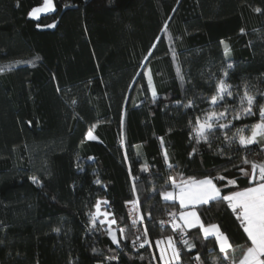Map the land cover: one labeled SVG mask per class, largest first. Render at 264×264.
Wrapping results in <instances>:
<instances>
[{"label": "trees", "instance_id": "16d2710c", "mask_svg": "<svg viewBox=\"0 0 264 264\" xmlns=\"http://www.w3.org/2000/svg\"><path fill=\"white\" fill-rule=\"evenodd\" d=\"M53 1L35 19L43 0H0V264H162L157 242L169 236L181 264H197V254L229 264L199 227L185 229L189 250L160 223L179 209L162 193L172 178L226 177L214 179L221 195L255 184L240 169L251 172L245 157L264 162V140L243 147L232 137L249 134L264 106V0ZM225 71L234 95L213 105ZM245 85L255 114L234 120ZM225 108L214 123L232 127L211 134V147L198 143L196 118ZM98 201H107L120 246L92 226ZM132 202L144 225L130 220ZM197 210L239 259L250 241L227 201Z\"/></svg>", "mask_w": 264, "mask_h": 264}, {"label": "snow or ice", "instance_id": "6c2138e0", "mask_svg": "<svg viewBox=\"0 0 264 264\" xmlns=\"http://www.w3.org/2000/svg\"><path fill=\"white\" fill-rule=\"evenodd\" d=\"M55 10L53 0H43L42 6L34 8L30 15L39 18L40 13H47ZM257 11H260L257 9ZM49 27H55V25H49ZM166 27V26H165ZM226 51H228L226 46ZM233 65L228 64L227 68L231 69ZM3 71V69H0ZM177 73L180 74L179 67ZM225 79H219L215 84V94L211 97V104L216 105L220 102H226V97H233L232 84L226 81L228 72H224ZM181 79L183 76L181 75ZM149 82L151 83V76L149 75ZM156 92L153 87V102H155ZM241 110L233 115L234 120H240L246 116H252L253 106L256 104V96L248 90L245 85L243 95L240 96ZM186 108H193L194 103L189 101L184 105ZM227 116V108L225 111L217 113L212 111L208 113L205 118H196V124L193 128V132L197 142L203 141L211 147L210 135L214 134L217 129H229L232 127L231 121L216 124L214 121L219 120ZM249 134L245 135L243 128L237 129L236 136L232 139L238 140L239 144L243 147H247L253 144H259L264 140V106L259 107V122L249 126ZM227 136V133H225ZM89 139H95L90 130L88 132ZM161 142L163 140L161 138ZM222 151V150H221ZM195 152V150H194ZM165 160H169L168 153L164 152ZM243 163L250 165L251 172L241 168L240 171L245 175H249L251 181L255 182V186L247 187L241 191H233L227 195H221V189L214 183V179L225 180L226 177L219 176L216 178L206 177L203 179L190 178L182 180L179 184L176 183L175 178L171 179L173 191H165L162 193L163 199L166 201H179L180 207L184 209L194 208L196 205H207L211 201H227L228 206L234 213L237 214V219L240 220L243 231L247 234V238L250 241V245L247 246L239 259L234 258L235 248L229 241V237L224 231L220 229L218 224L210 223L205 225L196 211L180 212L179 215L171 213L173 216L172 228L179 230L182 234V238L186 235L185 229H191L199 227L202 230L203 238L207 240L209 237H213L216 244L219 246V251L223 253V260L228 261L229 264H264V162L250 161L246 157L243 159ZM168 166L171 168L173 165L169 162ZM145 171L147 169H144ZM34 183H39L36 177H32ZM96 183H100L99 180ZM236 180H229L228 185H235ZM227 187V185H225ZM135 189V185H133ZM106 204L107 201H98L95 205L96 212L92 214L91 223L93 228L96 227L97 218L100 215L109 217L110 213L101 212V204ZM135 211L136 204L133 202ZM143 220V215L140 216ZM100 223L108 224V235L112 239L113 243L120 246V240L117 238V233L112 229V225L116 224L115 218L111 220H101ZM135 223V221H134ZM165 223L164 221L160 222ZM120 233H124V229H119ZM147 229H145V233ZM126 239V237H125ZM166 247L161 248V258L164 260V264H181L180 250L176 247L172 236L166 238ZM158 244L164 243L158 241ZM183 244L188 247L189 250L196 247L195 243H190L189 240L183 239ZM135 245V241H133ZM143 247V244H141ZM170 250V253H169ZM229 250L233 255H229ZM209 254H213V250H208ZM115 258V257H113ZM195 260L200 264H205V261L201 259V256L197 254ZM212 264H219V258L212 261Z\"/></svg>", "mask_w": 264, "mask_h": 264}, {"label": "built area", "instance_id": "2783aa9c", "mask_svg": "<svg viewBox=\"0 0 264 264\" xmlns=\"http://www.w3.org/2000/svg\"><path fill=\"white\" fill-rule=\"evenodd\" d=\"M135 204H136L135 211H134V207H133V202L128 204V214H129V218H130V220L133 223L135 221V224H137V225H139V224L144 225L145 224L144 220H141L140 219V216L141 215H140V212H139L138 205H137V203H135ZM171 213H172L171 211H168L167 214L165 215V217L163 218L162 221L165 222V223H163L164 225H170V224L173 223V216L171 215ZM177 231H178V234H179V238H181L183 240L184 239V236L182 238L181 232L179 230H177ZM136 234L138 235L139 240H142L143 239V236L141 235L139 229H136ZM172 237L174 239V242L176 244V247L178 248L176 237L175 236H172ZM197 264H200V262L197 261Z\"/></svg>", "mask_w": 264, "mask_h": 264}, {"label": "crops", "instance_id": "0c3cea01", "mask_svg": "<svg viewBox=\"0 0 264 264\" xmlns=\"http://www.w3.org/2000/svg\"><path fill=\"white\" fill-rule=\"evenodd\" d=\"M190 178H193V177H188V178H183V179H180V180H178V181H176V183L177 184H179L182 180H187V179H190ZM195 179H199V178H195ZM200 179H203V178H200ZM215 183V182H214ZM252 186H255V184H253V185H251V186H248V187H252ZM245 188H247V187H245ZM245 188H242V189H238V190H235V191H241V190H243V189H245ZM174 189H171V190H168V191H173ZM231 193V192H230ZM230 193H228V194H230ZM227 195V194H226ZM175 202H177L178 203V211L176 212V214L177 215H179V213L180 212H186V211H196L197 212V214L199 215V212H198V210H197V207L199 206V205H196L194 208H190V209H184V208H182V207H180V205H179V201L177 200V201H175ZM199 217H200V215H199ZM200 219H201V217H200ZM201 221H202V219H201ZM203 222V221H202ZM214 224H217V223H214ZM206 225V224H205ZM220 229H221V227H220ZM222 230V229H221ZM201 233H202V230H201ZM202 235H203V233H202ZM166 240L164 241V243L162 244V246L159 248V256H160V260H161V263L162 264H164V260L161 258V248L162 247H166ZM169 253H170V250H169ZM173 264H175V262H173Z\"/></svg>", "mask_w": 264, "mask_h": 264}, {"label": "rangeland", "instance_id": "374dc122", "mask_svg": "<svg viewBox=\"0 0 264 264\" xmlns=\"http://www.w3.org/2000/svg\"><path fill=\"white\" fill-rule=\"evenodd\" d=\"M53 3H54V1H53ZM42 4H43V2L40 4V5H38V6H36V7H39V6H42ZM55 5V4H54ZM35 7V8H36ZM34 9V8H33ZM51 12H53V11H51ZM51 12H47V13H51ZM47 13H40L39 14V17L41 16V15H43V14H47ZM31 16V15H30ZM31 17H33V16H31ZM33 18H35V17H33ZM35 19H37V18H35ZM92 134H93V132H92ZM93 136H94V134H93ZM95 137V136H94ZM101 212L103 213V212H108V213H110L108 210H106L104 207H103V203L101 204ZM101 220H111V218H110V216L109 217H104L103 215H100V216H98V218H97V223L98 224H100V225H103V227H106L105 229L108 231V224L107 223H100V221ZM112 227V229L114 230V231H116V229L113 227V225L111 226ZM117 233V232H116Z\"/></svg>", "mask_w": 264, "mask_h": 264}]
</instances>
